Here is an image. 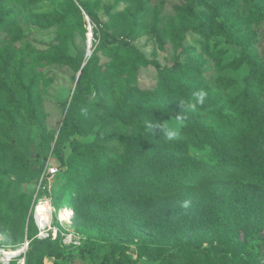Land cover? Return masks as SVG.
Segmentation results:
<instances>
[{
  "label": "rangeland",
  "instance_id": "rangeland-1",
  "mask_svg": "<svg viewBox=\"0 0 264 264\" xmlns=\"http://www.w3.org/2000/svg\"><path fill=\"white\" fill-rule=\"evenodd\" d=\"M83 1L97 16L101 24L111 22L113 16H109V13L114 15L116 12H133V14L140 15L142 17L141 25H137V20L133 21L136 19V15H134L135 18L129 17V23L133 22L134 24L129 30L124 19L116 18V21L115 19L113 21L115 23L120 21L116 30L118 29L119 32L129 31L126 40L147 59L152 60V64L141 60L136 62L135 55L128 51H121L123 52L121 54L124 55L123 64L126 65V72L120 71L119 75L113 74L116 66L112 60V53L107 54L106 50L98 51V59L94 65V73L98 76L97 85L84 84V90L76 99L77 103L74 106V112L78 117L77 126L82 127L83 133L80 135L73 130L72 121L66 125L64 136L67 142L60 145L63 159H59L54 152L55 140L65 120L66 110L69 108V99L74 89L77 72L70 65L57 62L41 66L44 62L42 59H39L35 65L33 61H29L28 56L18 57L14 67L11 68L9 61L6 62L9 52L5 47L9 44L10 33L13 32L12 24L11 30L9 23L3 28L0 25V88L6 89V86L11 85L13 89H10L9 94L5 92L0 96V187L4 193L0 204L4 206L3 203L8 202L10 205V202L17 200V195L21 192L31 195L26 208L27 216L38 201L44 200L50 204V225L52 228H58V241L64 250L58 264H158V261L147 260L143 256L138 257L137 240L140 235L136 231H127L128 234H121L123 232L119 228V221L122 219V222L128 224L132 219L128 217L133 216L136 209H132V212L123 218H120L118 213L116 216L107 213L102 220L96 221L90 215L91 212L95 209V213L99 212L104 215L112 205L110 201H107L109 205L105 203L106 201H90L86 202L77 214L74 213L72 206L67 205L71 209L72 215L66 220L58 218L61 205L55 201L54 196L62 194V197L67 198L68 190L72 189V184L77 182L73 178H67L68 157L78 154L91 158L92 164L105 159L104 161L109 160V163L116 165L119 158L129 159L133 155H146L145 151L148 150V146L145 145L142 138L148 136L155 140L154 136L159 133V130L150 133L144 127L145 121L152 120V118L171 119L167 121L168 125L180 128L179 139L184 138L187 144L191 145L188 146L189 150L196 156L207 155L209 158H214L213 154L223 148L231 151L228 146L224 147L222 144L223 148L214 147L216 143L212 144L211 141H213L214 135L234 136L231 128L233 121L227 120V114L230 111L227 107L220 110L219 106L222 101H230L235 96L243 95L245 88L243 77L250 71L244 62L240 63L243 38L254 35L255 48L264 56V22L258 25L255 21L252 22L245 17V13H252V3L264 11V2L259 4L257 0H232L228 5L222 7L234 11L232 19L229 20L233 24L231 25L232 36L230 39L216 35L211 40H206L199 32L187 30L184 39L180 42L182 26L196 22L195 17L186 16L184 8L181 9L187 0ZM210 1L223 2V0ZM195 10L205 12L207 9L204 4H198ZM61 11L72 14V9L66 0H0L1 18L8 14L9 19L11 18L12 22H15L16 26L21 29V38L14 43L15 48L20 47L22 43H30L36 48H43L55 42L56 23L53 22L50 29L44 30L40 25L32 22L37 20L43 25ZM90 25L91 33H89L88 23L83 21L84 32L78 34L73 41L76 47H73L70 52L76 56L77 61L84 58L87 51L86 41L90 34L89 50L93 49L98 42L100 33L99 31L94 32V24ZM95 33L98 37L93 40ZM181 50L184 51L180 55L182 62L185 61V56L195 54L198 59L201 56L199 60L197 59L199 66H202L200 76L197 75L194 78V87L189 91H185L183 88L177 91L179 89L174 85L177 82L174 81H182L183 77L181 78L180 74L178 78L172 72L165 76L161 73L173 65L176 55L182 52ZM29 63L31 64L30 70L17 72L20 76L19 83H16L17 89L24 85V90L16 92L14 91L15 85L9 81V76L5 78L3 75L9 69L16 71L21 66L27 68ZM196 64L191 66L190 70L197 69ZM183 74L185 76L186 72L183 71ZM123 78L127 82H124ZM169 79H175L172 81L173 87H171L174 92L169 97H164L167 91H164V88ZM115 89L126 95L123 96V103H119L118 106L115 103V96L111 93V90ZM196 90L206 91L207 97L204 104L198 105L195 111L189 110V119H183L182 127H180V119L174 116L152 115V109L159 106L166 107L165 104L169 101L170 104L180 101L187 104L192 99V93ZM212 111H214L213 114L208 116V113ZM202 115L207 116L206 122L215 116H220L224 122L217 123L214 127L217 128V131H213V126L198 125L199 116L202 117ZM191 118L195 120L194 124H190ZM193 132L197 134V139H193L190 135ZM214 141L218 142V139ZM232 151L236 152V147H233ZM206 162L201 164L211 170V161ZM24 165L30 166L31 174L34 170L39 171V174L32 176L30 181L27 179L18 181L13 172L21 169ZM115 169H111L110 172L116 175H125V169L120 165ZM210 187L212 189L200 191L202 197L196 194L194 195L196 199L184 196L183 200L172 199V201L180 206L182 201L189 200L191 210L187 211L188 213L193 214L194 210L200 215L207 216L210 202L221 206L220 202H227L230 191L240 189L233 185L232 181H218ZM241 194L258 204V215L255 218L259 222V226L254 232L256 235L264 236V205L262 207L260 205V202L264 201V194H257L250 188ZM23 203L25 204L24 200ZM166 203L171 205L172 202L167 201ZM10 222L12 221L9 218ZM26 222L27 218L23 227L18 220L14 222L13 229L16 228L19 234L22 230V241L24 240L16 249H11V246L18 237L11 232V227L8 235L5 230V222L0 223V261L3 262L2 264L9 263L15 258H17L16 264H19L18 260L24 264L25 253L23 251L27 248L24 245L28 241ZM99 223L104 226L105 224L115 225L110 230H106ZM35 225L38 227L36 222ZM46 228H43L39 234L38 227L35 236L43 238L48 231ZM51 231L52 229L48 231V235ZM30 232L34 233L32 226H30ZM49 236V238L52 237L51 234ZM145 236L150 237V233L145 232ZM19 248L23 249L19 252L24 253L23 256L17 252ZM245 254L251 255L260 264H264V242H261L260 239L250 241ZM27 262L31 263V260L28 259Z\"/></svg>",
  "mask_w": 264,
  "mask_h": 264
},
{
  "label": "trees",
  "instance_id": "trees-1",
  "mask_svg": "<svg viewBox=\"0 0 264 264\" xmlns=\"http://www.w3.org/2000/svg\"><path fill=\"white\" fill-rule=\"evenodd\" d=\"M230 1L232 0H223L222 3L210 0H187L181 9L184 8L186 16L195 17L196 22L182 26L179 41L184 39L187 30L199 32L206 40H211L216 35L230 39L232 36L231 25L233 24L229 20L232 19L234 11L222 8L228 5ZM257 2L263 4L264 0H257ZM66 3L72 9V14L61 11L43 25L37 20L32 22L40 25L44 30L50 29L53 22L56 23L55 42L43 48H36L30 43H22L20 47L15 48L14 43L21 38V29L16 26L15 22H12L11 18L9 19L8 14L2 18L0 16L2 28L6 27L8 23L10 28L12 24L13 32L10 33L9 46L5 47L9 52L6 62L9 61L11 68L14 67L18 57L28 56L29 61H33L35 65L39 59H42L44 62L41 66L57 62L68 64L77 72L74 89L69 99V108L66 110L65 120L55 140L54 152L59 159H63L60 145L67 142L64 136L66 125L72 121L73 130L80 135L83 133L82 127L77 126L78 117L74 112V106L77 103L76 99L84 90V84L97 85L98 76L94 73V65L98 59V51L106 50L107 54L112 53V60L116 66L113 74H118L126 69V65L123 64L124 55L121 54L123 53L121 51H128L135 55L136 62L141 60L152 64V60L147 59L126 40L129 31L119 32L118 29L116 30L120 24V21L115 23L116 18L124 19L123 21L129 26V30L134 25L133 22L129 23V17L135 18L134 15H136V19L133 21L137 20V25H141L142 17L140 15L133 14V12H116L111 15L108 10L109 16H113V18H111L110 23L101 24L83 0H66ZM198 4H204L207 10L197 12L195 8ZM252 7V13H245V17L259 25L264 22V11H261L255 3H252ZM86 16L90 23L95 25L93 27L94 32L99 31L100 36L98 37L95 33L93 40L98 37L97 44L88 55L86 52L84 58L77 61L76 56L70 50L76 47L73 44L75 37L84 32L82 23L83 21L87 23ZM76 20L78 21L75 22ZM253 38L254 35L243 38V47L240 52V63L241 61L244 62L250 69L249 73L243 77L245 85L243 95L235 96L230 101H226L227 103L222 101L219 106L220 110L227 107L230 111L227 114V120L233 121L231 128L234 136L214 135L213 141H211L212 144L216 143L214 147L223 148L222 145L224 147L226 145L231 151L223 148L213 154L214 158H209L207 155L196 156L189 150L191 145L189 146L184 138L167 141L163 134L158 133L154 136L155 140L148 136L142 138L145 145L148 146V150L145 151L146 155H133L129 159L119 158L116 165L109 163V160L104 161L105 159L92 164L91 158H87L88 156L71 155L68 157L67 178H73L77 182L73 183L72 189L68 190L67 198L59 194L54 196L55 201L61 206H72L75 214L82 206H85L86 202L106 201L105 203L108 204L107 201H110L112 207L106 214L95 213V209L90 211V215L96 221L102 220L107 213L115 216L118 213L120 218H123L125 215H129L132 209H136L133 216L128 217L132 218L128 224L122 222V219L119 221V228L123 232L121 234H128L127 231H136L140 235L139 240H137L138 257L143 256L147 260L158 261V264H260L254 257L245 254L248 251L250 241L260 239L261 242H264V236L256 235L254 232L259 226V222L255 218L258 215V204L241 194L248 188L257 194H264V56L256 50ZM183 52L176 55L172 66L161 72L164 76L172 72L178 78L179 74L181 78L183 77L182 81L169 79L164 88V91L167 90L164 97H169L174 92L171 88L173 87L172 81L177 82L174 84L179 89L177 91L182 90V88L189 91L194 87V78L201 73L202 66H199V62H197L198 56L195 54L185 56V61L182 62L180 55ZM200 58L201 56H199ZM195 64L197 69L192 70L198 71L190 70L191 66ZM27 66V68L21 66L16 71L9 69L3 75L5 78L9 76V81L15 85L14 91L16 92L24 90V85L17 89L16 83H19L20 77L17 72L30 70L31 64L29 63ZM183 71L186 72L185 76H183ZM123 81L127 82L125 78ZM10 89L13 90L11 85L6 86V89L0 88V96L5 92L9 94ZM111 93L116 98L117 106L119 103H123V96H126L123 95L124 92L115 89L114 91L111 90ZM165 105L166 107L159 106L154 110L152 109V115L189 119V110L182 108L180 102H171L170 104L169 101ZM213 112H209L208 116L212 115ZM178 115L180 117H177ZM199 117L198 125L213 126V131H217V128H214L217 123L224 122L220 116L209 119V122H206L207 116ZM194 123L195 120L191 118L190 124ZM228 128L225 129L228 130ZM190 135L193 139H197L195 132ZM216 139L220 143L215 142ZM233 147H236V152L232 151ZM206 161H211V170L206 169V166L201 164L207 163ZM118 165L125 169L124 176L110 172ZM13 173L18 181L24 179L30 181L32 176L39 174V171L34 170L31 174L30 166L24 165ZM218 181H232L233 185L240 187V189L230 191L227 202H220L221 206L210 202L207 216L200 215L194 210V213L190 214L187 212L191 210L190 208L187 210L179 209L180 206L172 201V199L183 200L184 196L195 198L194 195H201L202 189H212L210 186ZM3 195L0 187L1 200ZM17 196V200L10 202V205L8 202L3 203L4 206L0 204V223L5 222V230L8 235L11 227V232L18 237L16 242L12 243L11 249L18 248L24 241H22V230L19 234L16 228L13 229L14 222L18 220L23 227L27 218L28 246L24 252V264H46L44 262L45 256L53 258L51 264H58V260L63 256L64 251L58 241V228L54 238H49L51 232L43 238L35 236L38 229L33 216L34 206L28 216L26 212L31 195L21 192ZM167 201H171V205H168ZM260 205L261 207L264 205L263 200ZM95 208L97 209V207ZM9 218L12 221L10 223ZM99 225L110 230L115 224L111 226L105 224L104 226L99 223ZM30 226L34 228V233L30 232ZM145 232L150 233V237L145 236ZM109 233L111 234V232ZM19 255L23 256V253ZM19 255L18 257H20ZM16 259L8 264H16ZM28 259L31 260V263L27 262ZM0 264L2 263L0 262Z\"/></svg>",
  "mask_w": 264,
  "mask_h": 264
},
{
  "label": "clouds",
  "instance_id": "clouds-1",
  "mask_svg": "<svg viewBox=\"0 0 264 264\" xmlns=\"http://www.w3.org/2000/svg\"><path fill=\"white\" fill-rule=\"evenodd\" d=\"M207 97V92L204 90H196L192 93V99L185 104L183 101H180L182 108H187V110L195 111L198 105H203ZM177 117H180L178 115ZM183 117H180V127L183 126ZM171 119L157 120L153 119L145 121L144 127L150 133H153L154 130H159L160 134H163L164 138L167 141H174L180 137V128L179 127H170L167 123ZM152 121H160L159 123H153ZM191 202L189 200H184L181 202L180 207L187 210L190 207ZM24 254V253H23Z\"/></svg>",
  "mask_w": 264,
  "mask_h": 264
},
{
  "label": "bare ground",
  "instance_id": "bare-ground-1",
  "mask_svg": "<svg viewBox=\"0 0 264 264\" xmlns=\"http://www.w3.org/2000/svg\"><path fill=\"white\" fill-rule=\"evenodd\" d=\"M88 29H89V27H88ZM71 214H72V211L69 207L61 206V208L59 209V212H58V218L60 220H66L70 217ZM50 216H51L50 204L44 200L39 201L38 204L36 205V207H34V219H35V222L38 224L39 232L40 231L42 232V229L46 228V227H47L46 231L51 229L50 220H49ZM46 231H43V232H46ZM41 232H40V234H41ZM44 235L46 236V233ZM40 237L42 238V236H40ZM24 246H28V241L25 242ZM25 250L23 251V249L19 248V249H17V252L18 253L21 251L25 252Z\"/></svg>",
  "mask_w": 264,
  "mask_h": 264
},
{
  "label": "water",
  "instance_id": "water-1",
  "mask_svg": "<svg viewBox=\"0 0 264 264\" xmlns=\"http://www.w3.org/2000/svg\"><path fill=\"white\" fill-rule=\"evenodd\" d=\"M86 20H87V23H88V26H89V33H91V23H90V21H89V18L86 16ZM90 41H91V34H90V36H88V38H87V55L91 52V49L89 50V46H90Z\"/></svg>",
  "mask_w": 264,
  "mask_h": 264
},
{
  "label": "built area",
  "instance_id": "built-area-1",
  "mask_svg": "<svg viewBox=\"0 0 264 264\" xmlns=\"http://www.w3.org/2000/svg\"><path fill=\"white\" fill-rule=\"evenodd\" d=\"M38 202H39V201H38ZM37 204H38V203H37ZM37 204H36V205H37ZM36 205H35V207H36ZM71 215H72V214H71ZM71 215H70V216H71ZM33 216H34V215H33ZM34 221H35V219H34ZM58 221H60V220H58ZM60 222H62V221H60ZM37 229H38V227H37ZM51 229H52V231H51V235H52V237L54 238V237H56L57 228H54V227L52 228V226H51ZM51 229H49L48 231H50ZM48 231H47V233H46V236L48 235ZM38 232H39V230H38ZM39 234H40V232H39ZM46 236H45V237H46ZM43 237H44V236H43ZM0 262H1V261H0ZM1 263H3V262H1ZM18 263H19V264H22L21 262H19V260H18ZM4 264H8V263H4Z\"/></svg>",
  "mask_w": 264,
  "mask_h": 264
},
{
  "label": "crops",
  "instance_id": "crops-1",
  "mask_svg": "<svg viewBox=\"0 0 264 264\" xmlns=\"http://www.w3.org/2000/svg\"><path fill=\"white\" fill-rule=\"evenodd\" d=\"M21 259H23V258L21 257ZM52 260H53L52 257H49V256H45V257H44V262H45L46 264H51V263H52Z\"/></svg>",
  "mask_w": 264,
  "mask_h": 264
}]
</instances>
